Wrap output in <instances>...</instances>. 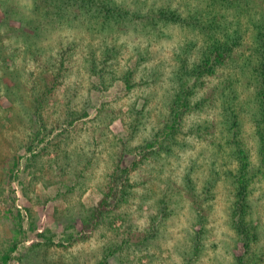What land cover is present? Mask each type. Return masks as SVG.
<instances>
[{"label": "rangeland", "instance_id": "374dc122", "mask_svg": "<svg viewBox=\"0 0 264 264\" xmlns=\"http://www.w3.org/2000/svg\"><path fill=\"white\" fill-rule=\"evenodd\" d=\"M113 2L138 16L166 2L183 17L203 6L198 0ZM44 3L0 0V264L14 243L5 264H239V258L257 264L264 255V176L250 189L246 218L254 244L232 217L235 146L226 143L223 107L214 101L239 60L204 80L189 105L206 98L205 105L170 129L178 54L196 36L191 64L200 33L171 21L156 31L139 19L105 24L98 10L59 14ZM253 34L249 27L248 47ZM106 47L118 50L109 67L118 75L129 69V83L117 78L104 87L88 66L91 54L97 58ZM239 77L233 85H241ZM238 91L252 114L249 94ZM43 92L37 110L34 98ZM250 117L242 134L257 163ZM117 159L121 168L136 164L123 199L82 239L83 219Z\"/></svg>", "mask_w": 264, "mask_h": 264}, {"label": "trees", "instance_id": "16d2710c", "mask_svg": "<svg viewBox=\"0 0 264 264\" xmlns=\"http://www.w3.org/2000/svg\"><path fill=\"white\" fill-rule=\"evenodd\" d=\"M40 1H44L48 7L56 8L59 14L69 9L72 12L76 9L78 12L88 14L98 10L101 13H98L96 17L105 24L120 22L121 19L134 21L139 19L150 30L156 31L159 24L171 21L183 24L190 31L200 33L202 43L198 51L194 53V60L191 64L188 61L189 52L197 42L194 41L196 36L189 38L190 40L182 45L178 54L179 66L176 70L178 74H176V79L179 81V86L172 101L171 110L174 123L169 127L170 129L177 127L192 108L200 109L205 105L206 98L196 102L194 107L189 105V96L194 95L197 87L201 86L207 78L216 76L219 69L230 67L239 60V65L225 76L226 83H228L225 92L222 91L223 89L215 90L214 101L220 100L223 107L224 126L229 135L226 143L229 147L235 146L232 152L235 159V170L232 172V177L236 193L232 217H238L235 223L240 234L247 235L249 239L255 240L254 244H256L254 227L246 217L250 211L251 186L258 177L264 176V9L262 10L259 6L263 0H198L203 3V6L200 5L197 9L189 7L186 17H183L180 11L171 8L169 2L149 5L143 15L138 16L135 12L124 10L126 5L120 2L115 3L114 0ZM140 4L137 5L138 9H140ZM146 4L148 3H143V5ZM249 27H252L254 37L252 45L249 44L252 51L247 54L245 51L249 48L247 46L249 41L246 39V32ZM118 57L117 49L106 47L97 58L93 54L88 58V66L100 77L104 87L111 85L117 78L124 79L127 83L130 81L129 69L121 71L118 75L115 69L109 67V62L117 63ZM235 74L240 76L241 85L232 84ZM190 79L193 80L189 84ZM239 87L249 94V98L254 103L252 114H249V102L241 97ZM46 89L49 90L50 87L47 86ZM45 94L46 92H43L40 97L34 98L37 110ZM250 115L253 132L258 139L257 163L251 161L250 149L242 134L244 122ZM119 162L120 159H117L109 170L97 205L83 219V228L81 234L79 233L82 239L87 238L88 232L93 230L100 219L123 199L124 186L136 164L133 162L130 166L121 168ZM16 247L14 243L8 248L2 257L3 264L11 258L10 253L15 251ZM108 251L112 254L116 250L109 248ZM111 254L107 253V255ZM104 257L107 259L108 256L104 255ZM255 259L257 264H264V255L261 254ZM239 264H244L241 258H239Z\"/></svg>", "mask_w": 264, "mask_h": 264}]
</instances>
